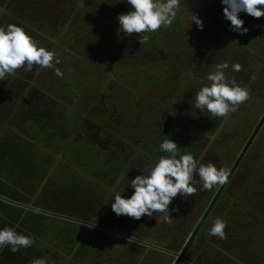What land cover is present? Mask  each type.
<instances>
[{"label":"rangeland","instance_id":"374dc122","mask_svg":"<svg viewBox=\"0 0 264 264\" xmlns=\"http://www.w3.org/2000/svg\"><path fill=\"white\" fill-rule=\"evenodd\" d=\"M78 1L46 0L45 4L40 7L38 4L40 0H0V14H2V12H7L5 13V16L0 17V25H6L9 23L10 16L8 12L14 13L17 16L25 12L27 19H29L31 23L34 21L33 18L40 20V28L38 29V32L41 34L35 31L33 33V38L36 34L34 39L38 41L39 44L45 45L48 49L52 47L54 42H52V40L56 41L55 47H64L66 40L68 41L72 35L78 38V33L83 31L81 33V43L73 47L71 46L70 49L75 51L76 54H79L80 58L85 55L87 61L92 65L89 67H85L83 65L84 67L81 68L73 67L77 71L86 72L85 75L80 78L85 77V82H87V92L85 93H87L86 97L89 101L85 99L77 101V98H75L76 95L74 94H72V99H69L67 95L63 97L62 95H59L61 98L57 97V99L55 97L51 98V96H56V86L61 85V88H63L64 85L62 82H57V84L53 87L52 81L56 80L54 79V76H56L54 70L49 68L40 69L39 67L34 69L35 64L33 65L34 70L32 68L31 70H25L26 66H24L17 69L13 74L0 80L4 83V85L2 83L0 84V96L2 97H0V137H5L7 142H11L14 136L19 137L20 139L18 140V143L22 146H27V149L29 146H34L36 148L39 147L41 143L33 144L34 140L31 139V141L28 138L24 140V138H21L23 137L21 134L26 135L28 133L27 137L29 138L31 136H36L37 139H43L44 137L38 135L39 133H37L40 129V127L37 126V121H40L42 118L44 120L50 116L47 112L49 107L48 111L51 112L50 114H53L52 116L54 119L58 120L61 118L60 121H63L64 119L67 124L70 125L68 128L71 132L73 131L70 137L73 135V138L75 139L71 137V139H69L66 143L68 139L66 138L62 143L63 145L66 143V145L63 146L62 149L59 148V144L56 145L52 141L47 140L46 144H43L44 151L41 147L38 149V152L43 153L42 156L45 158V161L43 158V162H46L45 168L47 169L48 167V169H51L54 163H58L57 165H60V163L63 162L64 167L61 168V172L58 171L56 173V169L54 170L55 183H64L67 181V178L70 180L72 175L71 173H73L77 180L82 183L80 192H82L86 198H93L96 196L97 198L103 197L104 201L100 208H102L103 211H107L111 209L110 203L112 201V199L109 200V194L114 195L116 190H112L113 185L111 182L109 183L110 186L107 188H105V186L103 187L100 183L107 180L111 181V178H108L110 167H105V165L99 161V164L97 163L90 167V173L86 175L83 171H78L72 168V165L68 162V160H71L73 155H75H72V151L70 152L68 147L71 145L73 146L77 142H79L80 146V132H85L87 129H94V132L89 133L87 137L88 139L85 138V140H89L88 142L92 140L94 143H97L101 148H103V150L108 146L113 155L117 154V157H121V159H119L121 161L123 159V168L128 162L131 164L130 159L133 157L145 160L144 162L151 165L152 163L150 162H153L154 159H157L160 156V152L158 153L159 150L157 143L154 142L157 132H163L164 138L169 137L174 141H179V138L183 139L184 136H186L184 134L188 132L189 128L187 125H191L192 130L196 129L198 132H201L202 137L199 139V150L202 153L208 145V138L211 136V132L209 136H207L208 132H205L209 130L208 121H210L211 118H209L210 113L206 110L200 111L194 106L195 93L200 88V82L197 79H202L206 73L212 70V67L216 63L231 61L233 64L238 61V63L243 67L242 70L236 72V74H238L241 78V81L248 83L250 76L253 74L256 75V89L253 91V95L251 97H260L259 99L263 98L264 64L262 65V63L264 61V34H260L261 36L252 35L250 32L252 27H250L249 24L243 25L248 29L246 33H241V36H239V34H237L238 32L235 31L233 34L232 29L231 32H229L230 28L224 27V19H213L214 17L211 13H206L210 17H206L207 20H211L212 23L209 24V21H202V29L194 23V26H191L195 32L194 35L190 34L192 36L189 34H183L181 37L178 35L176 39L174 37L175 35H169L168 38L166 37L163 40H158L156 41L158 43L156 44L157 48L155 50L152 48L148 49V45L145 46V43H140L139 36L142 34L137 36L136 42H131L135 33L127 36L122 32L120 34L117 29L114 28L116 32L111 38L114 51L111 49V45H109L110 50L108 48L107 54L103 57V54L100 55V53H95L98 42L97 34L93 35L90 33L88 35V33L84 32L92 28L94 24L100 23V20L97 18L92 19L90 16L86 18L85 13H90L92 8L99 10L103 5V2L101 0H82V5H79L81 4V0ZM72 9L78 10V12L74 14L71 12V16H66L65 12ZM108 16H110V14H108ZM179 17H176L174 20L179 19ZM189 23H191V20ZM261 24L264 26V20ZM215 26H217L218 29H215ZM70 32L72 33L69 34ZM74 33L78 35H75ZM117 33L119 34L116 35ZM167 34L169 33L167 32ZM188 37L192 38V42L191 40L190 42H188L189 40H186ZM172 40H175L176 43H172ZM183 41L188 43H183L182 45L181 43ZM241 41H245V45L241 46L239 44L242 43ZM130 42L134 44H131V49L129 51L124 52ZM147 42H149V39H147ZM84 47L86 48L84 49ZM238 48L239 51H237ZM94 53L96 56H94ZM70 54L73 55V53ZM123 54V60L118 66H116L119 58ZM94 57H98L97 60H95ZM65 58L66 57H64V59ZM56 59L59 61L63 60L66 63L70 62V58L64 60L56 56ZM244 60H249V64L247 65ZM102 61H104L103 64ZM82 63L86 64L84 61H82ZM101 64L103 66H101ZM194 64L196 65V69L192 71L191 69ZM72 65L74 66V64ZM67 69L68 68H65V70ZM100 69H103V72H99L98 70ZM139 70L144 76L141 79L142 84L137 83L138 78L134 75V73H138ZM184 72H189L188 76H184L182 78L180 85L170 97V101L166 104V106H164L166 100L169 99L170 92L173 88H176L175 84L179 81V78L183 76L182 74ZM156 74H159V76L152 77L153 75L157 76ZM192 74L194 75L191 76ZM116 76L119 78L122 77L121 79L126 77L125 80L130 82V88L132 87L135 90L132 92L130 90H123L120 85L113 81ZM145 77L151 78V83H147L148 80H145ZM237 77H235V79H237ZM126 81L125 83H128ZM190 82L195 85V87L188 92L187 85ZM238 83L243 87L245 85L243 82ZM103 84L105 88L102 90L101 95L98 99H94L101 91ZM6 88L8 93L4 96ZM50 90H53L54 93L49 92ZM42 91L49 92V95L47 94L44 96ZM17 92L22 93V98H20L19 102L18 99L15 98V94ZM11 94H13V96H11ZM25 95L26 97H24ZM127 95L131 100L127 104H132L131 108L128 109L125 108V105L127 104L124 103L123 105V102L125 101L124 98ZM256 95L259 97H255ZM186 97H189V101L187 103L182 101ZM25 101L31 102L32 105L34 104L33 110L35 113L30 115L27 114L25 108L21 105V103ZM179 101L182 109L178 108L177 111H179L182 119H179V124L173 126L176 121L173 113L174 110H176ZM246 101L241 104L243 106L240 105L237 110L233 112L234 115L231 117L230 121L233 120L232 122L234 124L241 123L242 120H245L243 118L245 115L244 112L249 108V103ZM19 107L21 108L18 111ZM258 108L260 111L264 110V99L262 100V103L258 104ZM161 109L164 110V112H161ZM139 118L146 119V124L143 125L145 122L142 120L140 121ZM221 118L223 119L225 117ZM135 121H137V123L133 125L134 128H132V126L123 128L127 125L134 124ZM112 122L116 125L114 126L116 128V132L119 131V134L122 137H126V134L131 135L128 138H123L126 142L118 138L115 139L110 133L106 136L105 130L103 129L104 127L101 123L110 125ZM153 122L156 124H153L151 134L148 139L145 140L144 138L147 135V131ZM142 128V132L139 133V129ZM161 128H163V131ZM76 129L77 131L75 132ZM174 129L177 130L175 131ZM204 129L206 135L203 133ZM263 131L264 125L262 126V132ZM110 132L113 133V130ZM251 133V128H249L246 131L247 137L250 136ZM233 136L234 132L229 131L228 129L226 131V136L220 133V136L218 137L221 138V141L219 142L220 144L215 140L211 144L210 148L205 152L206 155L204 160L206 163L212 161L215 163L217 168L219 166L226 172L229 171V164L223 161V156L225 155L229 143L232 147L231 155H235L236 157L240 154L247 142V138H240L238 141L234 142L232 140ZM262 137L263 143H260L259 141L255 142L253 151L247 154V157L244 158L240 167L242 172L249 173L250 171L256 170V174L260 172L263 174V176H259L258 179L247 180L246 187L248 188L252 185L254 188L256 185L260 186L258 181L264 179V161L260 162L264 159V133ZM225 138L227 142H224ZM143 139L145 141L142 145H140ZM131 142L134 145L130 146ZM83 145L84 144L78 148L77 155H79V152H82L84 147ZM138 145L140 146L138 147ZM213 147L215 148V152L211 151V148ZM135 151H137L136 155L132 156ZM131 152L132 154L127 160L126 155ZM113 155H109V157H113ZM209 155L211 156L209 157ZM150 157H153V159L151 160ZM136 160L137 159H135V162ZM68 173L70 175H68ZM5 175L7 176V174ZM241 176L242 175L239 174L237 178ZM23 186L25 185L23 184ZM262 186L264 187V183ZM26 187L28 189L30 188V192L36 191L35 188L29 186ZM177 203L179 204V201ZM175 212L176 211L171 212V216L175 218L173 219L171 225L168 224L169 228L165 229L166 234H164V236L158 235V240H162L161 246L165 247V249L169 251H173L176 248L175 244H172V242L177 238V236L179 237L178 232L179 226H181L180 222H183L184 220V217L180 215L178 216ZM255 215V211H253V213L251 211L247 215L250 220H248L250 224L246 230V234L250 237L249 243L251 246L248 245L246 247H242L238 243L236 244L230 236V232L232 231V233H234L235 228L232 227L230 231L229 227H227V229L225 228V239L221 240L217 237L212 240L209 239V244L214 248V253L205 256L206 258L211 256V261H209L208 264H231V262H235V264H237L238 260L243 264H264V214L261 218H259V220H255L253 217ZM120 216L123 217L125 215ZM154 222V219L147 215L142 216L138 220L131 218V224L126 223V230L131 231L134 234L142 235L143 238H146L149 235L148 233L150 230L153 228V224H155ZM119 224L121 228H123L122 226H125L121 220ZM182 226L184 227L187 225L183 224ZM62 228L64 231L60 241L55 239L57 237V233L53 234L50 231L51 229L45 230L40 233L39 238H36L38 245L42 247L43 251L46 252L48 245H53L58 249L55 253L51 250L47 251V253H43L42 257H44L43 260L46 261V264H49L50 262H53V264H76V262L72 261L71 258V254L74 252L77 254H80V252L86 254V258L82 256L78 257V260L81 258L84 264H100V261L102 260L103 264H107L104 252V254L101 255L102 260L94 258L95 256H98V253L103 251L104 248L107 253L111 252L112 256L117 254L111 260L112 264H136L140 261L141 264H148V262L154 261L153 255L149 254L147 255V258L135 259L137 257L135 256L130 262L128 260L129 257L126 254L121 253V251L126 248V240L128 239L118 238L115 236L110 237L112 235L109 236L108 232H104L102 229V231L95 232L92 229L93 227L91 228L87 226L85 227V225H76L73 226V229L71 228L67 230L64 224ZM65 230L67 232H65ZM184 244L182 245V248ZM192 249L195 252L197 250L196 247ZM148 256L151 257V259H148ZM165 256L167 257L164 258V264L174 263L175 256L173 257L171 253H168ZM193 256L195 257L196 254L191 252L189 257L192 258ZM201 256L202 255H197V259L199 257L200 259L196 262H191V259H186L190 262V264H206V260L203 257L201 258ZM183 264L187 263L183 262Z\"/></svg>","mask_w":264,"mask_h":264},{"label":"clouds","instance_id":"9594fccd","mask_svg":"<svg viewBox=\"0 0 264 264\" xmlns=\"http://www.w3.org/2000/svg\"><path fill=\"white\" fill-rule=\"evenodd\" d=\"M126 2L131 9L118 15V32L127 36L142 33L139 40L144 44L148 39L146 33L172 25L181 0H126ZM220 2L224 6L223 18L230 22L233 31L241 33L248 31L243 26L244 20L240 16L242 12L254 18L264 16V0ZM193 23L203 28V22L197 14L191 17V26ZM56 63H59L56 53L40 46L23 25L14 22L0 25V80L24 66L25 70H31L34 64L40 68H52L56 76L62 77L63 72L55 67ZM241 67V64L233 63L231 71L239 72ZM227 69L229 62L216 63L202 78L207 83H202L195 93V108L200 111L206 110L210 113L211 119L225 117L229 112H235L249 97V90L237 83L234 77L229 78L226 74ZM159 150L167 155L159 156L142 171L141 175L130 180L133 192L129 197L122 195L124 191L114 194L110 207L117 216L125 215L138 220L144 215L152 217L154 213H159L160 219L171 224L170 202L177 194L185 198L196 192L194 174L199 177L203 190L210 191L214 187L222 186L227 180V173L223 168H217L211 162L200 163L191 152L181 153L180 147L169 137L160 142ZM225 228L226 222L217 217L208 229V235L223 240L226 238ZM33 243L34 237L17 232L14 227L0 228V248L7 246L15 253L22 248L30 247ZM32 264H46V261L35 259Z\"/></svg>","mask_w":264,"mask_h":264},{"label":"trees","instance_id":"16d2710c","mask_svg":"<svg viewBox=\"0 0 264 264\" xmlns=\"http://www.w3.org/2000/svg\"><path fill=\"white\" fill-rule=\"evenodd\" d=\"M190 38L191 37H189V39ZM189 39L186 38V40ZM237 51H239V48ZM230 62L229 69H231L232 64V62ZM134 75L137 77L142 76L140 70L138 73L135 72ZM200 80V84L206 82L203 80L202 82ZM59 86L60 85H58L57 87ZM192 86L195 87V85ZM199 87H201V85ZM55 95L57 97L58 94ZM22 104L23 107L25 106L24 108L28 115L35 113V111L28 106V102L25 101L22 102ZM20 108L21 107L18 108V111L20 110ZM48 110L49 107L47 109V112L50 116H48L44 120L42 118L40 119V121H37V126L40 127L37 133H39L38 135L43 136V139H37L36 136H31L29 138L27 137L28 133L26 135L21 134L23 135V137L21 138H24V140L28 138L30 140H34L33 144L41 143L39 147L36 148L34 146H29V148L27 149V146H22L18 143V140L20 139L19 137L14 136L11 142H7V139L5 137H0V195L25 204H29L32 201V204L35 207L90 221L94 216L97 215L100 206L104 201L103 197L97 198L96 196L93 198H86L84 194L80 192L82 183L77 180L76 176L73 175V173H71V179L68 180L67 178V181L64 183H55V172L53 173V175H50L49 178L44 182L50 169H48V167L47 169L45 168L46 162H43V153L38 152V149L41 147V149L44 151L43 144H46L47 140L52 141L56 145L59 144V148L62 149L70 139V135L73 132L69 130L68 126L70 127V125H68L64 119L63 121H60L61 118L58 120L54 119L52 116L53 114H50L51 112ZM221 121L222 118L217 117L214 120V123H209L210 129L207 131H205L204 129L203 131H215ZM194 132L195 131L190 129L187 133L184 134L186 136H184L183 139L179 138V147L191 145L194 140ZM66 138L68 139L63 145L62 143ZM81 146L82 145L79 146V142H77L73 146L71 145L68 147L69 151H72V155L75 154L73 155L71 160H68V162L72 165V168H74L75 170L83 171V173L87 175L90 173V167L94 166V164H97L99 161L105 164L106 161H109L101 158L100 151L90 144H84L82 152H79V155H77V150ZM162 155L167 154L162 153L160 156ZM233 157H235V155ZM232 163L233 158L230 160V164ZM62 167H64L63 162H61L60 165L56 166V173L58 171L61 172ZM114 171L115 173H119V168H114ZM5 174H7V176ZM68 175L70 174L68 173ZM103 182L105 184H108V180ZM23 184L25 186H23ZM26 186L35 188L36 191L30 192V188L28 189ZM38 190H40L39 195L36 199L32 200L33 196ZM114 214L115 213L112 210H102L100 215L97 217V223L112 229H117L114 222ZM63 224L65 225V228L67 230L71 228L73 229V226H79V224L77 223L41 214L33 210L13 205L0 199V228L14 227L17 232L34 237V243L30 247L22 248L15 253L11 252L7 246H5L4 248H0V264H32V261L35 259H43V253H47V251H49L50 249L54 250L55 253L58 249H53V247L51 248L50 245H48V247L46 248V252L43 251L42 247L38 245L36 238H39L40 233L44 232L45 230L51 229L50 231L53 234L57 233V237L55 239H58L60 241V239H62V234L64 231L62 228ZM65 232L67 231L65 230ZM126 241V248L121 251V253L126 254L129 257V261L131 260V256L133 253L143 251L146 248L142 244H138L136 242L128 240ZM103 252L105 253L106 261L109 262L108 264H112L111 260L117 254L112 256L111 252L107 253L106 249L104 248V250L100 251L98 253V256H95V258H97L98 260L101 259V255L104 254ZM82 254V252H80V254H77L76 252L72 253V261H75L76 264H83L81 258L79 259L80 261L78 260V257H80V255ZM49 264H53V262H50Z\"/></svg>","mask_w":264,"mask_h":264},{"label":"flooded vegetation","instance_id":"af4514ba","mask_svg":"<svg viewBox=\"0 0 264 264\" xmlns=\"http://www.w3.org/2000/svg\"><path fill=\"white\" fill-rule=\"evenodd\" d=\"M188 39H189V37H188ZM244 61L246 62L247 65L250 62L249 60H244ZM243 62H242V64H243ZM263 64H264V61H263L262 65ZM192 67L193 68L191 70L194 71L196 69V65L194 64V66H192ZM242 69H243V67H241V70ZM188 74H189V72H184L182 74L183 76L181 78H179V81H181V79L184 76H188ZM226 74L228 75L229 78H233V77L235 78L238 76V74H236V72H232L231 69H227ZM193 75L194 74H192L191 76H193ZM246 78H245V80H246ZM255 78H256V75L253 74L250 76L248 83H245V81H241V78L239 76L237 77V79H236L237 83L243 82L245 84L244 87H246L249 90V97L246 101L247 103H249V108L247 109V111L244 112L245 115L243 116V118L245 120H242L241 123L234 124L232 122L233 120L230 121V119H231V117H233L234 113L229 112L225 116V118L222 119V121L218 125L217 129L215 131L211 132L210 137H212L213 139L209 140L208 145L205 148V150L201 153L200 150L198 149V150L194 151V153H192L200 163L206 164V161L204 160L205 155H206L205 152L210 148L211 144L215 140L217 143H219L221 141V138H218L220 136V133H222L223 135L226 136L227 129L229 131L234 132V136L232 137V140L234 142L238 141L240 138H243V139L247 138V141L249 140L251 135L247 137L246 131L249 128H251V132H253L254 129L256 128L257 124L261 120L262 116L264 115V110L260 111L258 108V104L262 103V100L264 99V97L261 99H259L260 97L257 95L255 97H259V98H254V96L251 97L253 95V91L256 89ZM197 80L199 81V79H197ZM200 81H202V80H200ZM205 83H207V81ZM178 84H180V82H177L175 84L176 88H173L172 91L170 92L169 99L172 96L173 92L177 89ZM192 85L193 84L190 83V90H192V88H194ZM254 86H255V88H254ZM188 87H189V84L187 85V88ZM180 101H179V106H181ZM182 101L188 102L189 97H186ZM241 106H243V105H241ZM256 116H258V117H256ZM254 119H255V121H254ZM208 122L214 123V119H211ZM263 125H264V123H263ZM262 126L258 130L254 139L252 140L250 147L248 148L247 152L245 153V155L242 158L241 162L239 163L238 167L236 168L234 173L231 175V177L228 179V181L224 187H222V186L214 187L210 191L209 190H203L201 187V182L199 181V177L194 174L193 178L196 181V183L194 184V187H196V189H197L196 192L193 195H191L189 197H185V198L181 197L180 194H177V196L174 197L172 199V201L170 202V205H169L170 215H171V212H174L173 209H175V211H176L175 214H177L178 216L180 215V216L184 217L183 222H180L181 226H179V232H178L179 237L177 236V238L172 242V244H175V246H176V248L174 250L171 249V250H173V252L180 253V251L182 250V245L185 242H187V240L191 237L194 230L199 228L197 234L195 235L193 241L191 242V245L188 247L186 253L183 256V259L186 261L185 263L190 264V262L188 261L190 259H191V262H196L198 259H200V257L197 259V255H202L201 258L203 257L206 260V264H208L209 261H211V256H209L207 258L205 256L209 255L211 253H214V248L211 247V245L209 244V241H210L209 239L212 240L216 236H209L208 235V229L211 227L212 222L217 217L222 218L226 222V229H227V227H229V229L231 231L232 227L235 228V230H234L235 232L232 233V231H231L230 236L236 242V244L238 243L242 247H246L248 245L251 246V244L249 243L250 237L247 236V234H246V230L248 229V226L250 224L248 222L249 218L247 215L249 212L252 211V213H253V211H255L256 215L253 217L255 218V220H259V218H261V216L264 214V187L262 186V184L264 183V179H261L260 181H258V183H260V186L256 185V187L254 188V186L252 185L250 188H248V187H246L247 186V184H246L247 180L258 179L259 176L262 177L263 174H262V172L256 174V172H257L256 170L250 171L249 173L248 172H242L240 167L242 165L244 158L247 157V154H249L253 151V146H254L255 142L259 141L260 143H263L262 135H263L264 131L262 132ZM209 129H210V126H209ZM204 135H206V133H204ZM209 135H210V131H208L207 136H209ZM195 142H196L195 145H199V141H198L197 137H196ZM224 142H227L226 138H225ZM234 142H232V143H234ZM231 149H232V147L229 143V146L226 149L225 155L223 156V161L225 163L229 164V168H228L229 171L226 172L227 176L231 170V167H232L234 161L236 160L235 158H237V156L233 157V155H231ZM211 151L215 152V148L214 147L211 148ZM210 156L211 155H209V157ZM209 157H208V159H209ZM232 158H233V163L230 164V160ZM262 161H264V159H262L260 162H262ZM209 162L215 164L212 161H209ZM260 162H259V164H260ZM56 166H57V164L54 163V165L49 170L44 182L49 178L50 175H52L54 173ZM218 168H220V167L218 166ZM239 174H241L242 176L237 178V176ZM40 190H38L36 192V194L33 196L32 200L37 198V196L40 193ZM216 197H217V199H216L214 205L212 207H210L211 202ZM178 201H179V204L177 203ZM31 203H33V202L31 201L30 204ZM40 209H42V208H40ZM102 210L103 209L100 208L98 213L99 212L101 213ZM100 213L98 214V216L100 215ZM114 215H115L114 222H115V225L117 227V229H115V231H118L122 234L134 237L138 240H141V241H144L148 244H151V245L142 244L146 248L143 251L133 253L131 256L130 262L133 260V258L135 256H137L135 259H140V258H147V255L150 254V255H153L154 261L148 262V264H164V260H165L164 258L167 257L165 255H167L169 252L167 251V249H165V247L161 246L162 240H158V235L164 236V234H166L165 229L169 228V225H168V223H165L162 219H160L161 214L154 213L153 216L151 217L154 219L155 224H153L154 226L150 230V232L148 233L149 235L146 238H143L142 235L134 234L131 231L126 230V223L131 224V218L130 217H128V216L118 217L116 214H114ZM174 218H173V216L171 217V223H172ZM97 220L98 219H96V223H97ZM120 220L123 221V223L125 224V226L121 225L123 228L120 227V224H119ZM183 224H186L187 226L183 227L182 226ZM115 237L124 238V237L119 236V235H116ZM155 239H157V240H155ZM129 241H132V240H129ZM133 242H135V241H133ZM136 243L141 244L139 242H136ZM195 247L197 248L196 252L193 251V249H192ZM148 250H151V251H148ZM191 252H194L196 254V256L195 257L193 256L192 258H190L189 255ZM171 255L173 257L175 256L174 259L176 261L178 256L173 254V253H171ZM148 259H151V257L148 256ZM161 260H163V261H161ZM175 261H174V263H175ZM108 263L109 262L107 261V264ZM238 263L243 264L239 260H238ZM100 264H103V260L100 261ZM136 264H141V261L137 262ZM179 264H183V262H180ZM231 264H235V262H231Z\"/></svg>","mask_w":264,"mask_h":264},{"label":"crops","instance_id":"0c3cea01","mask_svg":"<svg viewBox=\"0 0 264 264\" xmlns=\"http://www.w3.org/2000/svg\"><path fill=\"white\" fill-rule=\"evenodd\" d=\"M74 1H78V0H74ZM101 1L103 2V5L101 6V8L99 10H95V9L92 8L90 10L91 11L90 13H85V17L86 18L88 16L92 17V19L93 18H97V19L100 20V23L94 24L92 28H90V29H88V30H86L84 32L88 33V35L90 33H92L93 35L97 34V41L98 42H97L95 53H100V55L103 54V57H104L107 54V49L109 48V45H111V49L114 51V49L112 47V39L111 38L113 37V35L116 32V30H114V28L117 29V31H118V27H119L118 20H117L118 15L121 14V13L129 11L131 9V6L126 2V0H101ZM45 2H46V0H40V2H38V4H39L40 7H42V5L45 4ZM80 3L81 4H79V3H77V4L82 5V0L80 1ZM223 7L224 6L221 4L220 0H181L180 7L177 10V15H176V17H179V16H181V17H179V19H177V20H174L172 25L169 26L168 28L161 27L160 29L155 31V33H153V32L146 33L145 35H147V37L149 39V42L145 43V46L148 45L147 46L148 49L152 48L153 50H155L157 48L156 44L158 43L156 41L163 40L166 37L168 38L169 35H175L174 37L176 39H177L178 35H179V37H181V35H183V34H189V35L193 34L194 35L195 32L192 29V27L194 26V23H193L192 27H191V23H189V21L191 20V17L193 15L197 14L201 18V20L203 22H208L209 21V20H207L206 17H208V18H210V17L206 13H208V14L211 13V15L214 17L213 19H216V18L217 19H219V18L224 19L223 18ZM207 8H209V9H207ZM71 12L74 14V13L78 12V10H74V9H72L70 11L68 10V12H65L66 16H69V15L71 16ZM5 13H7V12H2V14H0V17L1 16H5ZM8 14L10 16L9 17L10 18L9 19V23H13L14 22V23H18V24L23 25L28 31H31L30 34H32V36H33V33L35 31H37V33H39L38 32V29L40 28V26H39V24H40L39 21L40 20L39 19L33 18L34 21L31 23L29 21V19H27V16H26L25 12L19 14V16L15 15L14 13H9V12H8ZM108 14H110V16H108ZM240 16L244 20V25H248L249 24V26L252 27V30L250 31L252 33V35L261 36L260 34H262V35L264 34V26L261 24V22L264 20V16H261L259 18H254V17H252V16H250V15H248L246 13H243V12L240 13ZM182 17H184V18H182ZM185 18H187V19H185ZM258 22H259V25H258ZM208 23L209 24L212 23L211 20ZM31 26H32V28H31ZM224 27L225 28H230L229 32H231V27H230V22L229 21L225 20ZM214 28L218 29L217 26H215ZM82 32L83 31L78 33L79 34L78 38H76V37H74L72 35L68 39V41L67 40L65 41L64 47H60V46L55 47L56 41L52 40V42L53 41L54 42H53L52 47L50 48V50H53L56 53V56H58V57H60L62 59H64V57H66L65 59L70 58V62L69 63L68 62L66 63L65 61L62 60V61H59V63L55 64V67L59 68L63 72V76L62 77L54 76L55 77L54 79H56V80L52 81L53 82L52 83L53 87H54V85L57 84V82H60V83L62 82L63 85H64L63 88H61V85L59 86L60 88L56 86L55 94H58L57 97H59V98H61V96H59V95H62V97L67 95V97L69 99H72V94H74V95H76L75 98H77V101L78 100H84V99L89 101V99L86 97L87 93H85V92H87V82H85V77L84 78H80L81 76L85 75L86 72L77 71L73 67L81 68V67H84V66L85 67H87V66L89 67V66H92V65L87 61V59H86L84 54H83L84 56H82L80 58L79 54H76L75 51L70 49L71 46L73 47V46L78 45L79 43H81V33ZM167 32L169 34H167ZM234 32L235 31H233V34H234ZM71 33L72 32H70L69 34H71ZM119 33L121 34V32H119ZM119 33H117L116 35H118ZM39 34H41V33H39ZM78 34H75V35H78ZM237 34H239V36H241V32H238ZM35 35H34V38H35ZM139 35L140 34L135 33V35L132 38L131 42H134V41L136 42V38ZM190 36H192V35H190ZM258 39H259V37H258ZM189 40H191V42H192V38H190ZM131 42L125 48L124 52H127V51H129L131 49V44H134V43H131ZM160 42H163V41H160ZM188 42H190V41H188ZM188 42H186V43H188ZM84 43H86V42H84ZM172 43H176V41L172 40ZM183 43H185V42L183 41L181 44L183 45ZM239 44L241 46H243V45H245V41H243L242 43H239ZM39 45L45 47V45H42V44H39ZM86 47H87V45H86ZM86 47H84V49ZM109 50H110V48H109ZM77 51H79V50H77ZM64 53H66V54H64ZM70 53H73V55H71ZM95 53H94V56H96ZM77 55H79V56H77ZM94 58H95V60H97L98 57H94ZM123 58H124V54L119 58L118 63L116 64V66L119 65V63L123 60ZM82 61H84L86 64H83ZM103 62L104 61H102V64H103ZM72 64H74V66ZM102 64H101V66H103ZM37 67H39V66L35 65L34 69H37ZM65 68H68V69L65 70ZM32 69H33V66H32ZM49 69H52V68H49ZM98 71L99 72H103V69H100ZM158 76H159V74L157 76L153 75L152 77H158ZM143 77H144L143 75L142 76H138V77L136 76V78H138V81L136 79L137 83L142 84L141 83V79ZM121 78L116 77L115 80H113V81L116 82L118 85H120L123 88V90H127V91L130 90L131 92L133 90H135L132 87L130 88V85H129L130 82L125 80L126 77L124 79H121ZM150 79L151 78H146L145 77V80H148L147 83H151ZM125 81L128 82V83H125ZM178 82H181V81H178ZM1 83L4 85L3 81H0V84ZM190 83H189V87L187 88L188 92L190 91ZM179 85L180 84H178V86ZM104 88L105 87H104V84H103V87H102L101 91L95 96L94 99H98V97L101 95L102 90ZM0 92H1V90H0ZM42 92H43L44 96L47 95V94L49 95V92L54 93L53 90H50L49 92H46V91H42ZM7 93H8V90L6 88L5 91H4V96H6ZM11 96H13V94H11ZM24 97H26V95ZM52 97L53 98L55 97L57 99L56 96H51V98ZM15 98L20 100V98H22V93H18L17 92L15 94ZM124 99H125V101L123 102V105H124V103L127 104L129 101H131L130 98L128 97V95L125 96ZM169 101H170V99H167L165 104H164V106H166V104ZM28 104H29L28 106L31 109H33V105L34 104L32 105L31 102H28ZM22 106H23V104H22ZM125 106H126L125 108L128 109V108H131L132 104H127ZM178 108L182 109V107L179 106V104H177L176 110H174V113H173V116H174V118L176 120L173 126L179 124V118L182 119V116H179V111H177ZM161 112H164V110L161 109ZM122 114H123V112H122ZM139 119H140V121L142 120V121L145 122L143 125L146 124V119H141V118H139ZM215 119L216 118H214V120ZM136 123H137V121H135L134 124L127 125L126 127H123V128H128L130 126H132V128H134L133 125H135ZM153 124L155 125L156 123L153 122L150 125V127H149V129L147 131V135L144 138L145 140L148 139V137L150 136ZM101 125L104 127L103 129L105 130L106 136H107L108 133H110V134H112L114 136L115 139L118 138V139L123 140V141H125L123 138H128V137L131 136L129 134H126L125 135L126 137H122L119 134V131L116 132V130H115L116 128L114 127L116 125L114 124V122H112L110 125L105 124V123H101ZM187 126L189 127L188 130L189 129L192 130V126L191 125H187ZM119 127H120V125H119ZM77 129L75 130V132L77 131ZM93 130L94 129H87L85 132H80L81 136H79V141H80V145H82V144H90V145L94 146L97 150L100 151L101 158L109 160V161H106L105 164L104 163H102V164H104L105 167H110L109 168L110 170L108 172L109 173V177L108 178H111V181H108V184H105L104 182L100 183V184L103 187L105 186V188H107V187L110 186L109 183L111 182L112 185H113L112 190H116V193H117V191L118 192H120V191L123 192L124 191L122 193V195L125 196L126 198L129 197L132 194V192H133V189L131 188V186L129 184L130 180L135 178V176H137V175H141L142 171L147 166H149L150 164H148L147 162H144L145 160H141L140 158L133 157V158L130 159L131 164H129V162H128L123 168V159L121 161V160H119V159H121V157H117V154L113 155L111 153V149H109L108 146H107V148H105L103 150V148H101L97 143H94L92 140L90 142H88L89 140L88 141L85 140V138L88 139L87 137H88L89 133L94 132ZM112 130H113V133L110 132ZM129 130H131V129H129ZM142 130H143V128L139 129V133H141ZM161 130L163 131V128H161ZM174 130L176 131L177 129H174ZM193 131H195L193 133V138H194L193 143L191 145L180 147L181 153H183V152L194 153V151L199 149V145H195L196 144L195 141H196V137L198 138V141H199V139L202 137V134H201V132H198L196 129H194ZM136 132H137V129H136ZM203 133H205V132L203 131ZM163 134L164 133L161 132V131L157 132V136H156V138L154 140V142L157 143L158 150H159L160 142L163 139H165ZM135 135H137V134H135ZM71 137L73 138V135ZM71 137H70V139H71ZM144 139L141 141L140 145H142V143L145 141ZM175 142L179 146V144H178L179 141H175ZM132 145H134V144L131 142L130 146H132ZM140 145H138V147ZM132 152L128 153V155H126L127 156L126 157L127 160L130 158ZM159 152H160L159 155H161L163 153L160 150L158 151V153ZM136 153H137V151H135L132 156L136 155ZM109 155H113V157H109ZM135 159H137L136 162H135ZM150 159L152 160L153 157H150ZM155 160L156 159H154V161ZM153 162H150V163H153ZM114 168H119V173L118 172L115 173ZM112 190H111V192H112ZM113 197H114V195H110L109 194V200L113 199ZM96 219H95V221H96ZM92 220H90V221H92ZM75 223H77V222H75ZM77 224L84 226V224H81V223H77ZM86 226L92 228V226L85 225V227ZM92 229L95 232L96 231L97 232L102 231L100 228L93 227ZM104 232H106V231H104ZM108 234H109V236L112 235L110 237L116 236L115 234H112L110 232H108ZM106 237H108V236H106ZM128 241H129V239H128ZM51 246H53V245H51ZM54 248H55V246H53V249ZM50 250L54 251L52 249H50ZM80 256L86 258V254H84V253L82 255H80ZM71 258H72V254H71Z\"/></svg>","mask_w":264,"mask_h":264},{"label":"water","instance_id":"95a60500","mask_svg":"<svg viewBox=\"0 0 264 264\" xmlns=\"http://www.w3.org/2000/svg\"><path fill=\"white\" fill-rule=\"evenodd\" d=\"M263 123H264V115L262 116L261 120L259 121V123L257 124L256 128L252 132L249 140L247 141V143L245 144V146L241 150L240 154L237 156L236 160L234 161V163H233V165L231 167V170H230V172H229V174L227 176V180H226L225 184L222 185V187H224L226 185L228 179L231 177V175L234 173V171L238 167L239 163L241 162L242 158L244 157L245 153L247 152L248 148L250 147L252 140L256 136L258 130L261 128ZM58 160H60V159H58ZM0 199L6 201L8 203H11L13 205H16V206H19V207H22V208H25V209L33 210V211H36L38 213L45 214V215H48V216L56 217V218L63 219V220H69V221H72V222H77V223H81V224L89 225V226H93L94 225L93 227L100 228V229H102V230H104L106 232H110L112 234L122 236V237H124L126 239H129V240H132V241H135V242H139L141 244L151 245V244H148V243H146L144 241L138 240V239H136L134 237L122 234V233H120L118 231H115V230H113L111 228H107V227H104L102 225H99V224L95 223V219L97 218V216H98V214L100 212L95 216V218L92 221H87V220H83V219H80V218L72 217V216H69V215H66V214H60V213H56V212L40 209V208L34 207L32 203L31 204H23V203H20L18 201L6 198V197L1 196V195H0ZM216 199H217V197L211 202V206L210 207H212L214 205ZM198 229L199 228L194 230V232L192 233L191 237L187 240V242L185 243V245L182 248V250L180 251V253H175L173 251L167 250L169 253H173V254L178 256V258L176 259L174 264H179L180 262H186L183 259V256L186 253L188 247L191 245V242L193 241L195 235L198 232Z\"/></svg>","mask_w":264,"mask_h":264}]
</instances>
